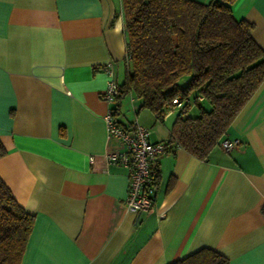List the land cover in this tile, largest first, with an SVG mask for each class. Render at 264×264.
<instances>
[{
	"label": "crops",
	"instance_id": "obj_1",
	"mask_svg": "<svg viewBox=\"0 0 264 264\" xmlns=\"http://www.w3.org/2000/svg\"><path fill=\"white\" fill-rule=\"evenodd\" d=\"M230 7L264 50V0ZM125 49L121 0H0V178L34 215L22 264H168L202 247L264 264V80L225 131L240 144L205 158L170 140L174 112L158 120L131 93L115 100L121 125L136 118L151 141H170L152 164L155 207L135 213L127 169L103 159L118 146L104 67L120 84Z\"/></svg>",
	"mask_w": 264,
	"mask_h": 264
},
{
	"label": "trees",
	"instance_id": "obj_2",
	"mask_svg": "<svg viewBox=\"0 0 264 264\" xmlns=\"http://www.w3.org/2000/svg\"><path fill=\"white\" fill-rule=\"evenodd\" d=\"M233 1L121 0L128 59L117 99L131 93L139 108L162 120L174 97H188L187 111L174 112L169 138L198 158L207 157L224 138L232 119L264 80V50L251 36L252 23L232 15ZM191 103L196 115L188 113ZM5 153L0 141V156ZM156 175L152 172L154 183ZM33 224L34 215L20 206L0 178V264H22ZM168 264L229 261L202 247Z\"/></svg>",
	"mask_w": 264,
	"mask_h": 264
},
{
	"label": "built area",
	"instance_id": "obj_3",
	"mask_svg": "<svg viewBox=\"0 0 264 264\" xmlns=\"http://www.w3.org/2000/svg\"><path fill=\"white\" fill-rule=\"evenodd\" d=\"M125 60L128 59L127 47L125 49ZM104 70L108 75L105 89L101 93L109 105L104 114L107 138L117 140L116 148H108L103 153L106 164H116L127 169L128 187L125 197L126 209L131 212L140 213L152 211L155 207V183L152 177V164L160 154L170 148L169 140L151 141L150 129L133 119L128 125H121L115 117V100L120 95L121 87L114 77L110 64L105 65ZM201 100V96L196 97ZM136 98L131 95L130 103L133 105ZM188 97L176 96L171 100V107L164 117L177 111H187ZM178 144V143H177ZM240 144L238 138H222L218 145L225 151L237 147ZM179 145V144H178ZM90 164L97 162L96 155L89 156Z\"/></svg>",
	"mask_w": 264,
	"mask_h": 264
},
{
	"label": "rangeland",
	"instance_id": "obj_4",
	"mask_svg": "<svg viewBox=\"0 0 264 264\" xmlns=\"http://www.w3.org/2000/svg\"><path fill=\"white\" fill-rule=\"evenodd\" d=\"M121 73H122V71L120 70L119 71V76H118V81H121L122 80V75H121ZM183 79L184 78H181L180 79V83H183L184 81H183ZM130 98V95H127V97H126V99L128 100ZM136 102H137V100H136ZM142 109H146V110H148V111H150L149 109H147V108H142ZM195 111H197V108L195 107V105L193 104V103H191L190 104V108H189V112L190 113H193V112H195ZM174 115V114H173ZM171 117H173V116H171ZM171 119V118H170ZM150 129V128H149ZM150 131H151V129H150Z\"/></svg>",
	"mask_w": 264,
	"mask_h": 264
}]
</instances>
